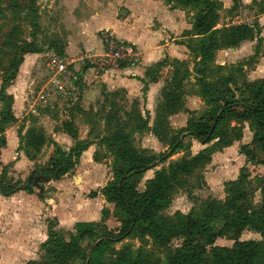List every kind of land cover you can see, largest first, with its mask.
I'll return each instance as SVG.
<instances>
[{
    "label": "trees",
    "instance_id": "obj_1",
    "mask_svg": "<svg viewBox=\"0 0 264 264\" xmlns=\"http://www.w3.org/2000/svg\"><path fill=\"white\" fill-rule=\"evenodd\" d=\"M162 1L170 8L191 7L195 10L192 14V30L196 34L207 35L206 42L201 41L197 48L200 66L211 60L213 51L232 48L239 41L252 38L251 30L245 25L214 29L220 9L216 0ZM232 3L236 6L237 0H232ZM59 45L56 53L57 56H62L64 46L60 42ZM28 47V44H24L16 49L21 55L35 53ZM21 62V56H13L0 84V150L5 147L4 129L16 122L11 113L12 98L4 94L5 87L15 79L14 70ZM165 64L171 66L173 72L161 89V100L152 122V135L159 143L167 146L166 157L187 149L189 142L185 144L182 140L184 137L206 139L205 144L210 145L195 155L186 154L170 161L165 168L155 171L152 178L145 181L143 190L138 191L137 184L142 174L154 162H164L166 157L164 154L154 156L133 147L134 136L147 130V120L136 109L137 101H132L126 108L118 105L113 98L109 99L118 95L117 92L104 94L102 103L105 102L107 106L101 104L100 110L94 113L90 110L84 118L90 125L88 135L99 138L98 142L113 158L112 180L97 192H90L87 197L93 198L99 194L113 205L112 215L119 223L116 233L107 231L104 226L108 217L106 210L102 211L99 223L76 224L73 227L74 233L67 234V237L55 228L53 221L45 220L47 234L46 240L39 245L41 258L25 264H71L75 261L100 264L87 260L86 250L82 246L85 239L94 237L96 227L101 230L99 238L103 239L98 246L112 241L148 239L156 246L166 247L172 240H180L179 246L167 256L166 264H264V247L261 242L239 240L243 231L264 236V175L249 179L247 169L242 168L236 180L223 184V200L207 198L200 201L198 212L190 209L186 214L174 212L168 216L163 213L176 191H183L189 196L193 188L203 184L197 170L209 163L214 152L241 138L243 122H248L252 138L249 145L240 147L239 152L250 161L264 166V160L259 159L255 153L257 149L264 154V79L244 83L239 87L228 86L225 82L216 85L198 83L197 92L203 99L206 110L196 116L187 112L189 118L185 127L172 131L167 118L183 110V81L188 72L182 63L167 59L156 63L153 70ZM78 100L77 97V102L67 109L68 112L78 109ZM87 118L93 120L88 121ZM94 118L101 122L102 133L97 134V130H93L98 124ZM72 121L69 119L62 122L58 129L75 140L77 130ZM214 121L215 124L212 125ZM19 140L24 147L25 157L29 160H35L46 143L52 145L53 160L50 159L49 166L41 171L44 181L55 180L70 172L79 155L88 146V142L75 141L70 151L63 153L55 143L47 139L41 128L36 127H28L19 136ZM98 155L96 152L93 154L94 161L99 160ZM8 167L10 164L0 168V196L9 197L21 190L31 194L32 186L17 188L16 182L8 177ZM43 194L44 192H40V199ZM257 194L258 200L255 201ZM213 224L217 226L213 228ZM217 238L232 241V244L229 247L216 246L214 241ZM94 250L96 247L92 249ZM116 261L117 264H149L140 253L133 258L129 254L124 258L116 257Z\"/></svg>",
    "mask_w": 264,
    "mask_h": 264
},
{
    "label": "crops",
    "instance_id": "obj_2",
    "mask_svg": "<svg viewBox=\"0 0 264 264\" xmlns=\"http://www.w3.org/2000/svg\"><path fill=\"white\" fill-rule=\"evenodd\" d=\"M216 1L220 4V9L217 12L218 19L214 29L245 25L251 30L252 38L241 40L232 48L213 51L211 60L201 66L197 48L201 41L206 42L207 35L193 32L192 13H187L186 9L170 8L162 0L65 1L64 5H72L73 11L81 17L78 19L79 23L76 28L64 41L63 55L74 57L82 52L99 53L101 46L97 31L109 29L117 39L129 42L136 48L139 61L130 68L121 67L104 72L94 71L90 67L81 70L79 83L76 85V96L79 98L78 109L69 112L71 117H74L72 122L77 130L76 139H71L60 129L50 130L46 137L63 153H68L75 141L88 142L87 148L79 155L70 172L55 180L45 181V192L41 199L35 189L31 194L17 191L9 197L0 196V223L11 226L24 225L28 230L26 244L22 246L24 255V249L28 246L36 250L37 245L46 240L45 220L53 221L55 228L61 233L64 231L73 233L72 229L76 224L99 223L102 211L106 210L108 212V217L104 221L106 230L110 231L111 227L116 230L119 226L118 221L112 215L113 205L111 203H107L99 194L93 198L87 197L90 192H97L112 180L113 158L98 142L99 138L88 135L90 125L83 120L90 110L94 113L100 110L101 104L104 107L107 106L105 102L102 103L104 94L117 92L118 95L109 99L113 98L118 105L126 108L131 105L132 101H137L136 109L140 116L147 120V130L134 136L133 147L137 150H145L154 156L164 154L166 157L167 146L155 139L151 128L157 105L161 100V89L169 81L173 68L165 64L153 70L156 63L163 59L176 60L182 63L188 72L183 81V110L167 118L172 131L185 127L189 118L187 112L196 116L206 110L203 99L197 92L198 83L216 85L225 82L228 86L239 87L244 83L264 79V0H237L236 6H233L232 0ZM120 9H123V16L117 15ZM26 57H32V55H26ZM23 63L22 61L19 66V72L13 80V85L5 89L6 95L12 98L11 113L16 122L4 129L5 147L0 150V164L5 165L12 162L11 169L15 172L18 171L17 165L19 164H24L26 168L36 163L34 160L27 159L25 154L18 149L19 136H22L28 127L27 124L21 122L26 105V95L22 88L21 91H15L18 85L20 84L21 87L25 80L22 79L20 73V69L25 67ZM29 69L30 65L27 64V70ZM187 84L193 86L194 90L188 91ZM242 126L239 140L232 141L227 147L214 152L210 156L209 163L197 170L203 184L193 188L189 196L182 191L186 199L191 197L188 200L191 206L207 198L219 200L215 198L218 189H221L224 195L223 184L236 180L242 168L248 169V166H252L264 171V166L250 161L239 152L240 147L249 145L252 138L248 122H243ZM182 140L189 141L187 149L166 157L167 164L186 154L195 155L210 145L201 144L200 146L197 140L188 137ZM47 144L51 145L46 143L41 148L42 152ZM50 147L51 150H45L47 160H53V147L52 145ZM95 152L99 154L98 161L93 160ZM255 153L259 159L264 160L263 153L257 149ZM174 156L176 159L171 160L170 158ZM162 163L154 162L150 169L142 174L137 190L141 183L142 189L138 191L143 190L145 181L151 179L155 171L167 166V164L163 166ZM247 171L249 173V170ZM249 179H251L250 174ZM174 198L173 195L170 197L164 211L173 203ZM112 218L116 221L114 227L111 226ZM245 232L249 233V231H243L239 236L240 241H244L241 235ZM219 239L222 238H217L214 243ZM26 253L25 263L40 260L39 257V259L35 258L36 253L32 250ZM29 253H33V256H29ZM11 257L17 258V253L14 251Z\"/></svg>",
    "mask_w": 264,
    "mask_h": 264
},
{
    "label": "rangeland",
    "instance_id": "obj_3",
    "mask_svg": "<svg viewBox=\"0 0 264 264\" xmlns=\"http://www.w3.org/2000/svg\"><path fill=\"white\" fill-rule=\"evenodd\" d=\"M65 1L66 0H0V84L2 78H4L8 62L14 55L16 57L21 56L25 67L20 69V73L22 79L24 78L25 80L22 86L20 87L19 84L15 90L21 91L22 88V91H24L26 95V105L23 109L24 115L21 118V122L27 124L28 127L41 128L45 135L48 134L50 130L60 128L62 122L74 118L71 117V114H69L67 110L72 104H57L50 102L44 105L35 98L38 88L47 77V60L51 55L50 53L57 55L60 47L59 42L64 46V41L68 38L71 31L76 28L77 23H79L78 19L81 17L80 14L77 15V13L73 11L72 5H64ZM186 12L194 14L195 10L190 7L186 9ZM117 15L123 16V14H120L119 10L117 11ZM24 44H28V48L35 51V53L21 55L16 47ZM26 55H32V57L25 58ZM21 63L18 65L16 71L14 70L15 77L19 72ZM27 64L30 65L29 70H27ZM12 85L13 81L8 83L5 88ZM186 89L191 92V90H194V87L187 84ZM1 108L2 104L0 102V109ZM83 120H85V118H83ZM87 120L92 121L93 118H87ZM94 120L98 122V124L95 123L97 127H94L93 130H97V134L100 132L102 133L101 122H99L97 118H94ZM78 125L80 124L78 123ZM185 142V144H187L189 141ZM199 145L201 146V144ZM50 146L51 145L47 144V146L42 149L43 152L40 151V156L34 158L36 163L30 167L27 166L25 168L24 164H19L17 165L18 171L16 170L17 172H15L11 169L13 167L12 162L5 164H10V167H8V177L11 178L13 182H16L17 188L32 186V191L35 189L38 195L40 194L39 191L45 192L44 189L46 185L41 171L46 166H49L50 160L45 159V150H51ZM18 149L25 154L24 147L20 142ZM170 159L174 160L176 157L174 156ZM167 161L166 159L162 165L164 166L167 164ZM5 165L0 164V168ZM107 167H109V165ZM247 170H249L251 179L264 174V171H260L258 167L248 166ZM141 189L142 183L138 186V190ZM173 196L175 197L173 203L163 212L165 215L171 216L175 211L186 214L190 209L194 211L198 210V203L191 206V204L188 203L191 197H187L188 199H186L182 191H176ZM215 196V198H219L220 201L223 200L224 195L221 189H218ZM257 200L258 194L255 195V201ZM111 221L113 222L111 226L114 227L116 221L114 219ZM215 226L217 225H212L213 228H215ZM72 230L74 231V229ZM95 231L94 237L85 239L82 246L86 250L87 260L91 259L93 262L100 264H117L116 257L124 258L129 254L130 257L133 258L138 253H140L144 261L149 264H166L167 256L180 244V240H172L168 246L159 247L151 243L148 239L142 241L127 239L120 242L112 241L110 244L98 246V243L103 241V239L99 238L101 230L96 227ZM27 232L28 230L24 225L11 226L3 222L0 223V264H24V258L27 255L26 251L29 250L36 253V259L38 257L41 258L42 253L39 249V245L36 247L37 252L34 248L30 249L31 247L28 246L27 249H24L25 255L23 254L22 246L26 244ZM110 232L116 233V230L111 227ZM62 233L67 237L69 231H64ZM241 239L259 241L264 247V236L245 232L241 235ZM231 244L232 241L224 238L214 243L216 246L228 247L231 246ZM94 247H96V250L92 251ZM126 248L128 250H124ZM14 251L17 253V258L11 257ZM33 253H29L28 255L33 256ZM71 264H82V261H75Z\"/></svg>",
    "mask_w": 264,
    "mask_h": 264
},
{
    "label": "built area",
    "instance_id": "obj_4",
    "mask_svg": "<svg viewBox=\"0 0 264 264\" xmlns=\"http://www.w3.org/2000/svg\"><path fill=\"white\" fill-rule=\"evenodd\" d=\"M100 52H82L74 57L57 56L52 53L47 60V77L35 94L36 100L48 103L73 104L77 100L76 82L81 70L90 67L94 71L104 72L121 67H133L139 61L136 48L124 40L117 39L109 29L97 33Z\"/></svg>",
    "mask_w": 264,
    "mask_h": 264
},
{
    "label": "water",
    "instance_id": "obj_5",
    "mask_svg": "<svg viewBox=\"0 0 264 264\" xmlns=\"http://www.w3.org/2000/svg\"><path fill=\"white\" fill-rule=\"evenodd\" d=\"M120 14H123V11L121 10L120 11ZM220 113V112H219ZM218 113V114H219ZM218 114H217V116H218ZM216 121V120H215ZM215 121L213 122V124L212 125H214L215 124ZM200 144H205V142H206V139H204V140H197Z\"/></svg>",
    "mask_w": 264,
    "mask_h": 264
}]
</instances>
